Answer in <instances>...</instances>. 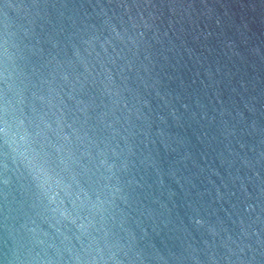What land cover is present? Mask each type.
I'll return each mask as SVG.
<instances>
[{
	"label": "water",
	"instance_id": "1",
	"mask_svg": "<svg viewBox=\"0 0 264 264\" xmlns=\"http://www.w3.org/2000/svg\"><path fill=\"white\" fill-rule=\"evenodd\" d=\"M0 264H264V0H0Z\"/></svg>",
	"mask_w": 264,
	"mask_h": 264
}]
</instances>
